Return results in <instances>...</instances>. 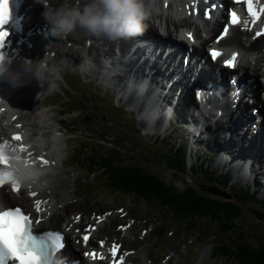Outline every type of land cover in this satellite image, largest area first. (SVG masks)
Here are the masks:
<instances>
[{"label":"clouds","instance_id":"clouds-1","mask_svg":"<svg viewBox=\"0 0 264 264\" xmlns=\"http://www.w3.org/2000/svg\"><path fill=\"white\" fill-rule=\"evenodd\" d=\"M76 4L51 10L46 9L42 15L50 25V32L56 37H66L82 29L87 35L103 37L116 42L142 35L148 28L145 21L153 9L151 0H87L83 8ZM43 172L31 165L21 162L15 172L20 183L34 182Z\"/></svg>","mask_w":264,"mask_h":264},{"label":"snow or ice","instance_id":"snow-or-ice-1","mask_svg":"<svg viewBox=\"0 0 264 264\" xmlns=\"http://www.w3.org/2000/svg\"><path fill=\"white\" fill-rule=\"evenodd\" d=\"M249 7V12L252 13V0H246ZM254 14V13H252ZM207 15V12L205 13ZM231 22H236L235 13H231ZM12 18V10L10 7V0H0V47L3 46L5 38L9 35L8 31L4 30ZM227 29H225V32ZM189 39L191 35L189 34ZM213 59L219 53L212 51ZM235 54L233 58L225 62V66L234 67ZM19 138V137H17ZM0 185H4L0 181ZM12 190L17 191L18 185L15 182L11 183ZM34 195V193H32ZM36 202V210L39 211V204ZM30 218L25 216L21 209L0 211V248L6 249L11 257L15 260L16 264H41L40 252L47 247L44 244V238L33 235L29 228ZM82 239L87 242L88 235H84ZM62 237L57 234L54 239L55 246L58 248L63 247ZM86 256L95 258V253H85Z\"/></svg>","mask_w":264,"mask_h":264},{"label":"trees","instance_id":"trees-1","mask_svg":"<svg viewBox=\"0 0 264 264\" xmlns=\"http://www.w3.org/2000/svg\"><path fill=\"white\" fill-rule=\"evenodd\" d=\"M119 185L134 188L137 192H142L146 195H149L151 192H155L158 197L156 198L160 203L164 205V203L170 201L173 203L179 211H185L183 206H192L196 209L202 206L204 209H208V211H217L218 209L224 210L226 213L237 216V206L235 204L230 203H219L215 202L217 200H210L207 197L204 198L202 196H197L194 192V189L189 188V190H176L165 184H163L158 179H155L149 175H146L137 169L132 170H123L121 172V176L119 179ZM131 184V185H129ZM176 211V210H175ZM179 215L185 214L182 212L176 211ZM190 214V212L188 213ZM224 229H227L229 224L226 222L223 223ZM248 246L244 247L243 250H238V255L242 257L244 260L239 259L238 262L242 264H264V241L261 239L259 241V245L257 249H251L249 247L250 243H247Z\"/></svg>","mask_w":264,"mask_h":264},{"label":"water","instance_id":"water-1","mask_svg":"<svg viewBox=\"0 0 264 264\" xmlns=\"http://www.w3.org/2000/svg\"><path fill=\"white\" fill-rule=\"evenodd\" d=\"M129 185H131V184H129ZM149 195H151L152 197H156V198L158 197V195L155 192H151V193H149ZM164 205L165 206H169L171 209H174V210H176L178 212H182V213H189L190 212L189 215H192V216H198V217H204V218L206 217V219H216L222 225H223L224 222L227 223V221H228L230 223L229 228H232V229L235 228V221H236V217L237 216H234V215L230 214L229 212L226 213L222 209H218L217 211L211 212V211H208L207 208L204 209L202 206L197 207V208H201V209H196V208H194L192 206H183V209L185 211H179L176 208V206L173 203H171L170 201L164 203ZM202 213L204 214V216L201 215ZM238 246H239V247H237L238 249L244 251V247L248 246V244L247 243H243V242H239ZM249 247H251V249H253V250L257 249V247H255V246H250L249 245Z\"/></svg>","mask_w":264,"mask_h":264},{"label":"rangeland","instance_id":"rangeland-1","mask_svg":"<svg viewBox=\"0 0 264 264\" xmlns=\"http://www.w3.org/2000/svg\"><path fill=\"white\" fill-rule=\"evenodd\" d=\"M113 199H118V200H121L122 201V198H116V197H113ZM135 199H138L139 200V198H135ZM128 200V199H127ZM140 201H142V200H140ZM142 202H144V201H142ZM247 214L241 219V221L238 223V225L236 226V227H242V229H244L245 230V232H244V234H243V237L245 238V239H247V240H249V241H252V242H254V237L253 236H259L260 234H264V229H262V230H260L258 227H257V230H254V228L256 227L255 225H252V222L253 221H257V220H259L258 219V217H257V215L256 214H254V212H252V215H251V213L250 212H246ZM202 216H204V214L202 213L201 214ZM193 218H195V216L193 217ZM202 218V223H204V221H205V223H207V224H210V226L211 225H215V222H213V221H211V220H214V219H206V217L203 219V217H201ZM200 222V225L202 224ZM261 222V224H262V227L264 228V218L262 219V221H260ZM237 228H235V230H236ZM248 230V231H247ZM250 232H253L254 234L251 236V234H250ZM205 238H206V235H205V233L203 232V233H201V235H200V238H199V240H205ZM210 239V238H209ZM208 239V240H209ZM206 242V241H205ZM207 248V247H206ZM205 248V249H206ZM208 249V248H207ZM212 255V254H211ZM206 258V257H205ZM237 259H241V260H244L242 257H237ZM213 261H214V263L213 264H239L238 263V261H234V259L233 260H224V261H217V260H214L213 259ZM240 264H242V263H240Z\"/></svg>","mask_w":264,"mask_h":264},{"label":"bare ground","instance_id":"bare-ground-1","mask_svg":"<svg viewBox=\"0 0 264 264\" xmlns=\"http://www.w3.org/2000/svg\"><path fill=\"white\" fill-rule=\"evenodd\" d=\"M34 13H36V12H34ZM71 62H72V61H71ZM42 128H43V127H42ZM43 129H44V128H43ZM60 136L63 137L62 135H60ZM61 137H59L58 139L60 140ZM211 138H212V137H211ZM218 142H219V141H218ZM218 142H215V144L218 143ZM219 143H220V142H219ZM259 173H262V171H259ZM44 190H45V192H47L46 189H45V187H44ZM206 249H207V248H206ZM205 257H207V255H204V258H205Z\"/></svg>","mask_w":264,"mask_h":264}]
</instances>
